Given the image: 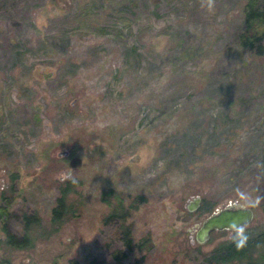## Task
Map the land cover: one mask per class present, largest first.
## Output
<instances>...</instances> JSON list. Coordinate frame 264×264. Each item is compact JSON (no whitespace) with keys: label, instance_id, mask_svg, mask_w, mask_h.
I'll return each instance as SVG.
<instances>
[{"label":"rangeland","instance_id":"obj_1","mask_svg":"<svg viewBox=\"0 0 264 264\" xmlns=\"http://www.w3.org/2000/svg\"><path fill=\"white\" fill-rule=\"evenodd\" d=\"M244 1L0 0L7 229L22 212L46 226L63 181L79 208L27 247L0 230V264H212L233 230L196 241L207 214L238 203L263 227L264 55L237 42ZM118 200L130 248L104 218Z\"/></svg>","mask_w":264,"mask_h":264},{"label":"trees","instance_id":"obj_2","mask_svg":"<svg viewBox=\"0 0 264 264\" xmlns=\"http://www.w3.org/2000/svg\"><path fill=\"white\" fill-rule=\"evenodd\" d=\"M242 27L237 33V42L239 45L246 47L253 54L264 55V0H245L242 6ZM70 186L67 181H63L58 187V193L50 207L48 223L46 226L41 225L36 213L22 212L20 215L22 221V232L15 235L7 229L5 223L6 202L0 204L1 226L0 230L4 234L3 242L11 247H27L32 245L35 238L46 237L55 232L59 226L68 218L76 216L79 208L75 201L69 197ZM2 197H4L2 195ZM133 202V201H132ZM130 203L129 206H131ZM205 203H202L204 208ZM205 208H208L205 206ZM264 214V204L261 206ZM116 217L122 240L126 247H131V238L129 228L124 225L122 219L127 216V212L118 200L104 218ZM259 230L244 229L247 236L246 244L243 248H237L232 240L239 228L233 229V235L230 238L219 242L215 245L206 261L212 264H264V224ZM117 261L118 256L112 255ZM55 264H78L75 261L69 263ZM87 264H101L100 262L89 260ZM116 264H120L119 262Z\"/></svg>","mask_w":264,"mask_h":264},{"label":"water","instance_id":"obj_3","mask_svg":"<svg viewBox=\"0 0 264 264\" xmlns=\"http://www.w3.org/2000/svg\"><path fill=\"white\" fill-rule=\"evenodd\" d=\"M199 197L194 196L190 199L186 208L192 210L197 206ZM253 215L250 207L240 205L238 203L228 204L207 214L194 231L196 241L202 242L206 240L213 230L229 229L233 230L247 224Z\"/></svg>","mask_w":264,"mask_h":264},{"label":"clouds","instance_id":"obj_4","mask_svg":"<svg viewBox=\"0 0 264 264\" xmlns=\"http://www.w3.org/2000/svg\"><path fill=\"white\" fill-rule=\"evenodd\" d=\"M209 2V7H211V4H212V0H208ZM61 180H70L71 179V174L68 173V174H62L61 175ZM73 183H75L76 181L75 180H72ZM256 204L259 203V200H256L255 202ZM255 206V205H253ZM232 240L233 242L235 243L236 247L239 249V248H243L246 244V241H247V236L244 234V229L243 228H239L237 229L236 231V235L232 237Z\"/></svg>","mask_w":264,"mask_h":264}]
</instances>
